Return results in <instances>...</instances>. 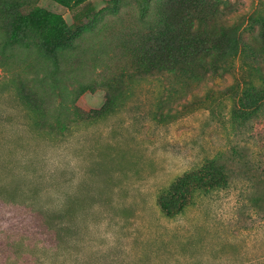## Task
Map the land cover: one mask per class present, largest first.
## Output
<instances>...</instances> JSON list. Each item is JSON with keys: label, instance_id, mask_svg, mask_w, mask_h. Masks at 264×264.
Returning <instances> with one entry per match:
<instances>
[{"label": "rangeland", "instance_id": "1", "mask_svg": "<svg viewBox=\"0 0 264 264\" xmlns=\"http://www.w3.org/2000/svg\"><path fill=\"white\" fill-rule=\"evenodd\" d=\"M36 8L63 39L18 26ZM191 29L226 72L168 78L163 116L135 58ZM215 167L229 185L167 216L161 197ZM0 264H264V0H0Z\"/></svg>", "mask_w": 264, "mask_h": 264}, {"label": "trees", "instance_id": "2", "mask_svg": "<svg viewBox=\"0 0 264 264\" xmlns=\"http://www.w3.org/2000/svg\"><path fill=\"white\" fill-rule=\"evenodd\" d=\"M58 5L74 9L80 7L91 0H52ZM18 26L25 29L37 28L42 30L48 41L55 42L63 39L67 25L64 18L55 13H49L43 9L36 8L29 14L20 15L17 18ZM193 29L185 34L182 44L176 47H146L138 53L135 58V66L142 74L141 79L150 83H159L162 88L166 87L169 95L175 92L171 84L167 85L166 80L173 77L176 80L183 78L191 82V87L199 85L209 79V73H214L217 77L222 78L226 72L223 64L217 62L218 57L222 55L223 49L219 46H212L208 41L200 39ZM223 34H221L222 36ZM233 51L235 55L246 53L239 35L234 33ZM116 99L113 95V88L107 90V104L111 105ZM172 96L162 97V115L170 114L172 107ZM174 100V99H173ZM167 111V112H164ZM213 171V172H212ZM207 176L196 175V179L185 177L177 181L171 187L169 194L161 197L160 205L167 216L173 217L182 212L186 206L187 198L194 195L197 190L207 187L208 191H215L224 183L225 187L229 185V179L218 168H214ZM221 172V173H219ZM224 187V186H223ZM206 192V193H207Z\"/></svg>", "mask_w": 264, "mask_h": 264}]
</instances>
